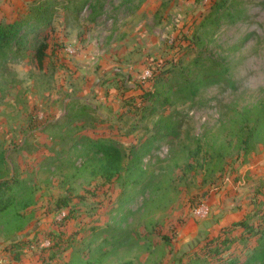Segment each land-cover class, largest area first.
Segmentation results:
<instances>
[{"label":"rangeland","instance_id":"obj_1","mask_svg":"<svg viewBox=\"0 0 264 264\" xmlns=\"http://www.w3.org/2000/svg\"><path fill=\"white\" fill-rule=\"evenodd\" d=\"M33 1L0 0V24ZM214 2L59 0L49 27L0 56V182L23 187L0 214V264H191L233 223L262 229L264 129L245 147L240 120L264 104V0H235L237 21L200 30ZM215 64L228 83L205 85ZM156 91L162 104L140 103ZM162 120L177 137L156 135ZM79 136L145 144L139 170L94 177ZM230 230L221 256L246 264L256 238Z\"/></svg>","mask_w":264,"mask_h":264},{"label":"trees","instance_id":"obj_2","mask_svg":"<svg viewBox=\"0 0 264 264\" xmlns=\"http://www.w3.org/2000/svg\"><path fill=\"white\" fill-rule=\"evenodd\" d=\"M58 1L59 0H34L23 17L10 23L0 24V56H4L12 45L16 46L18 50L21 49L29 37L37 38L42 28L49 27L57 14ZM68 1L70 0H67V2ZM142 1L143 0H139L140 3ZM234 1L235 0H215L210 7L209 13L199 24L198 28L200 30H207V28L217 27L219 23L224 21H237L236 19L239 18V14L233 12ZM68 8V6L63 7L64 10ZM82 8L83 6L74 8L71 12L78 15L82 11ZM45 48L46 45L42 43L35 50L34 58L38 63H41L45 56ZM198 66L201 70V64H198ZM215 69L217 72H213ZM227 73L228 69L223 64H215L212 72L205 73V85L228 83L226 77ZM195 90L196 89L190 90L189 88V93L194 94ZM139 97H141L140 103L142 104H155L159 102L162 104L163 101V98L160 100L158 91L146 92ZM82 112L83 109L81 110V114ZM150 112L155 113L153 109H151ZM166 118L167 117H162V119ZM70 120L75 122L83 121L79 115L72 117ZM240 122H243L241 130L244 133V140H242V143L246 147L250 140L260 134L262 129H264V104L256 108L255 116L252 117L251 120H247V117H243V120L241 119ZM158 126L160 128L158 132H156V135H160L161 138H175L179 134L178 126L174 125L171 127V122L169 121H159ZM80 146L94 155L95 162L91 166L92 173L94 177H99L105 182H110L114 178L120 177L123 172H126L128 176H134L139 170L141 160L145 153V144L139 147L131 146L127 152L107 138L92 139L86 136H79L72 141L71 147L76 149ZM244 146L242 148L245 149ZM124 160H127L125 167ZM22 191V182L18 179L12 178L0 182V214L5 213L13 205L14 199ZM262 212L264 216V207ZM235 227L240 228L248 237L253 236L256 238V244L253 249L250 250L246 264H264V226L260 230L254 229L245 219L233 223L228 229H222L221 232L224 238L208 240L204 244L202 258H194L191 264H237L236 260H225L221 256L229 249L232 243V240L227 238V236H229L227 232L230 233V229H234ZM127 233L128 232H103L102 234L105 235L109 243H116L122 239L126 240ZM187 254L188 253L184 254L183 257L187 256ZM69 262L70 263L67 264H93L89 260L80 261L78 263L73 262V260Z\"/></svg>","mask_w":264,"mask_h":264}]
</instances>
